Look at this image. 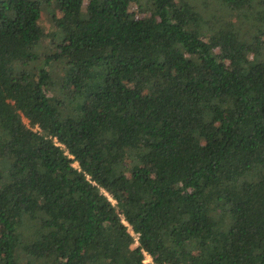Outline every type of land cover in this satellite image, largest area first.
<instances>
[{
    "label": "trees",
    "instance_id": "obj_1",
    "mask_svg": "<svg viewBox=\"0 0 264 264\" xmlns=\"http://www.w3.org/2000/svg\"><path fill=\"white\" fill-rule=\"evenodd\" d=\"M219 3L0 0V264H264V0Z\"/></svg>",
    "mask_w": 264,
    "mask_h": 264
},
{
    "label": "rangeland",
    "instance_id": "obj_2",
    "mask_svg": "<svg viewBox=\"0 0 264 264\" xmlns=\"http://www.w3.org/2000/svg\"><path fill=\"white\" fill-rule=\"evenodd\" d=\"M195 2L198 5V8L202 11L205 18L209 17L213 20L217 19H223L227 18L228 13H226V10L220 5L219 0H195ZM131 9L137 8L136 4L131 3L130 4ZM52 9L49 7H43L42 15H41V24L44 28V30H49L52 28V23L49 18L51 15ZM139 14V13H138ZM143 13H140L139 15H142ZM235 18V17H232ZM238 22V21H237ZM24 120L27 122V119L24 118ZM145 261H150L151 257L150 255H145Z\"/></svg>",
    "mask_w": 264,
    "mask_h": 264
}]
</instances>
